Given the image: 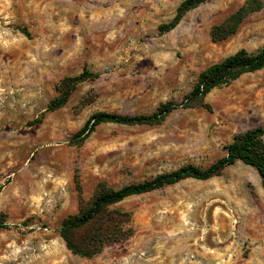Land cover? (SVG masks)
Segmentation results:
<instances>
[{
  "label": "rangeland",
  "instance_id": "1",
  "mask_svg": "<svg viewBox=\"0 0 264 264\" xmlns=\"http://www.w3.org/2000/svg\"><path fill=\"white\" fill-rule=\"evenodd\" d=\"M185 0H0V264H264V189L238 162L220 177L189 179L113 208L132 214L133 236L94 258L67 249L59 230L100 183L119 190L192 164L208 168L236 135L264 128V69L174 111L161 125L104 124L81 144L96 113L151 115L185 101L200 74L242 49L264 47V9L234 36L211 31L248 0H208L173 31ZM68 104L45 113L66 77Z\"/></svg>",
  "mask_w": 264,
  "mask_h": 264
},
{
  "label": "trees",
  "instance_id": "2",
  "mask_svg": "<svg viewBox=\"0 0 264 264\" xmlns=\"http://www.w3.org/2000/svg\"><path fill=\"white\" fill-rule=\"evenodd\" d=\"M207 1H183L178 7L174 19L159 27L160 33L166 34L173 31L190 11L200 7ZM263 9L264 0L246 1L241 8L223 23L213 27L211 31L212 40L214 42H222L234 36L248 16ZM263 69L264 47L257 53L242 49L203 71L192 92L180 104L168 102L161 105L151 115L129 116L106 112L94 114L76 134V144L84 143L98 127L104 124L158 126L180 108L205 107L211 109L205 103V99L213 90L229 86L242 76L259 72ZM99 76V73L91 72L85 68L77 77L62 79L56 85L58 95L50 101L47 110L42 116L31 122L32 125L40 124L45 113L55 112L64 108L80 83L95 80ZM226 149L227 154L208 168L188 164L172 172L160 174L151 180L124 186L119 190L108 187L106 183H100L94 197L89 202L81 199L82 188L78 185L80 210L77 214L66 217L59 230L67 249L76 256L91 259L101 254L106 247L128 241L133 236V229L130 226L132 214L113 208L115 205L122 203L128 198L149 194L189 179L208 181L215 177H220L226 169L236 165L238 162L254 167L259 172L264 189V128L258 127L236 135ZM6 227H8L6 217L0 214V229Z\"/></svg>",
  "mask_w": 264,
  "mask_h": 264
}]
</instances>
